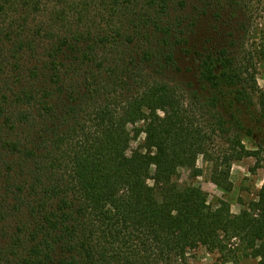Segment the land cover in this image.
<instances>
[{
  "label": "trees",
  "instance_id": "trees-1",
  "mask_svg": "<svg viewBox=\"0 0 264 264\" xmlns=\"http://www.w3.org/2000/svg\"><path fill=\"white\" fill-rule=\"evenodd\" d=\"M187 1L0 0V17L12 16L0 26V73L5 44L12 58L50 44L21 87L0 89V264H186L199 246H239L264 264V184L233 214L174 180L181 167L199 175L202 155L230 190L232 162L261 160L264 144L244 138L264 134V93L228 46L200 50L193 29L264 0H197L188 14ZM47 3L54 23L31 26ZM141 133L148 149L132 150ZM219 136L228 148L216 159Z\"/></svg>",
  "mask_w": 264,
  "mask_h": 264
},
{
  "label": "rangeland",
  "instance_id": "rangeland-1",
  "mask_svg": "<svg viewBox=\"0 0 264 264\" xmlns=\"http://www.w3.org/2000/svg\"><path fill=\"white\" fill-rule=\"evenodd\" d=\"M48 1V0H47ZM185 13H191L198 5L197 0H188ZM49 4V3H47ZM51 6V7H50ZM54 10L52 4H49V10H44L40 14L30 17L31 26L36 24L50 27L54 23L51 12ZM229 13V12H227ZM19 14V13H18ZM72 14V11H71ZM24 15V14H23ZM230 13L224 19L213 23L210 14L202 16L194 27V42L199 46L200 50H208L213 45L218 46V50L228 46L229 56L235 62V68L244 72L246 85L251 90L256 82L259 91L264 93V50L262 37L264 35V9L250 8L247 11H241L233 18L232 23L229 21ZM73 15L71 19H73ZM228 18V19H227ZM12 16H1L0 26L7 22H11ZM6 27V25H5ZM222 34L221 36H219ZM232 34V35H231ZM213 36V40L210 37ZM1 37V36H0ZM49 39L40 38L35 43L36 51L24 52L18 57L12 58L10 55V44H5L4 49L7 54L5 59V68L0 73V89L13 86L14 91L22 86L28 79L30 69L41 64L44 56L48 51L50 44ZM19 77V80H18ZM22 78V81L20 79ZM181 79L189 80L192 73L181 74ZM7 86V87H6ZM12 93V92H11ZM1 122V120H0ZM212 123L210 120L204 119L203 127L210 130ZM142 126V123L137 124ZM131 129L133 125L129 126ZM219 134L215 132L214 135ZM244 142L250 149H257V142L264 144V134L261 137L247 139ZM264 146V145H263ZM228 148V144L223 138L216 137L211 145L213 158H219L222 152ZM131 149L147 150L146 135L141 133L138 137H134ZM264 149V148H263ZM156 151L155 149H153ZM261 160L257 161L255 157H244L231 163L230 179L232 186L227 190L215 184L212 180L214 161H210L204 156H200L197 161V167L201 169L199 175H195L189 167H181L174 173V180L180 186L196 185L201 187L206 193L209 204L213 208H218L223 202H226L233 214H239L246 205L258 198V194L264 184V150ZM11 225L15 223L10 222ZM233 248L240 243L239 239L234 238L231 242ZM186 264H259L260 259L245 255L242 248L233 251H214L211 252L203 246H199L188 252Z\"/></svg>",
  "mask_w": 264,
  "mask_h": 264
}]
</instances>
